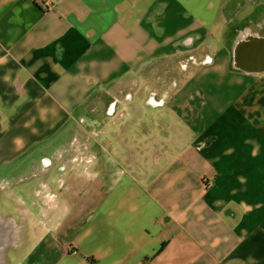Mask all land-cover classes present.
<instances>
[{
	"label": "crops",
	"instance_id": "0c3cea01",
	"mask_svg": "<svg viewBox=\"0 0 264 264\" xmlns=\"http://www.w3.org/2000/svg\"><path fill=\"white\" fill-rule=\"evenodd\" d=\"M262 18L0 0V264H264V68L237 62Z\"/></svg>",
	"mask_w": 264,
	"mask_h": 264
},
{
	"label": "water",
	"instance_id": "95a60500",
	"mask_svg": "<svg viewBox=\"0 0 264 264\" xmlns=\"http://www.w3.org/2000/svg\"><path fill=\"white\" fill-rule=\"evenodd\" d=\"M264 37H254L238 50L237 62L244 67L264 68ZM255 64V65H253Z\"/></svg>",
	"mask_w": 264,
	"mask_h": 264
},
{
	"label": "built area",
	"instance_id": "2783aa9c",
	"mask_svg": "<svg viewBox=\"0 0 264 264\" xmlns=\"http://www.w3.org/2000/svg\"><path fill=\"white\" fill-rule=\"evenodd\" d=\"M50 4H51V0H41V7L43 9H48ZM211 62H212V58L210 56H208V55H205L203 57V59L200 60V61L199 60L197 61L193 56H190L187 60H185V61H183L181 63V68H185L188 65V63L208 64V63H211ZM152 97H153V95L151 94L150 99H153ZM48 195H50V197L51 196L53 197V193L48 194Z\"/></svg>",
	"mask_w": 264,
	"mask_h": 264
},
{
	"label": "rangeland",
	"instance_id": "374dc122",
	"mask_svg": "<svg viewBox=\"0 0 264 264\" xmlns=\"http://www.w3.org/2000/svg\"><path fill=\"white\" fill-rule=\"evenodd\" d=\"M264 20V18H262ZM260 31H262V28L259 29ZM183 62V61H182ZM180 73V72H179ZM84 143L82 144V146H84V144L86 143V141H83ZM58 185L61 187L62 183H60V180L58 181ZM55 191V190H54ZM55 193V192H54ZM51 194V193H50ZM56 197L55 200L58 198V195L55 193Z\"/></svg>",
	"mask_w": 264,
	"mask_h": 264
},
{
	"label": "trees",
	"instance_id": "16d2710c",
	"mask_svg": "<svg viewBox=\"0 0 264 264\" xmlns=\"http://www.w3.org/2000/svg\"><path fill=\"white\" fill-rule=\"evenodd\" d=\"M161 248H163V245L161 246ZM161 248H160V249H161Z\"/></svg>",
	"mask_w": 264,
	"mask_h": 264
}]
</instances>
